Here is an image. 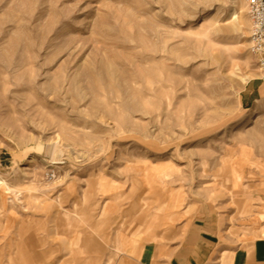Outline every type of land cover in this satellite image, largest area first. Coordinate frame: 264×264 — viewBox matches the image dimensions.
I'll return each instance as SVG.
<instances>
[{"label":"rangeland","instance_id":"374dc122","mask_svg":"<svg viewBox=\"0 0 264 264\" xmlns=\"http://www.w3.org/2000/svg\"><path fill=\"white\" fill-rule=\"evenodd\" d=\"M262 78L246 0H0V264H139L203 222L222 264L264 228Z\"/></svg>","mask_w":264,"mask_h":264},{"label":"crops","instance_id":"0c3cea01","mask_svg":"<svg viewBox=\"0 0 264 264\" xmlns=\"http://www.w3.org/2000/svg\"><path fill=\"white\" fill-rule=\"evenodd\" d=\"M262 79L264 81V78ZM240 174L243 177V168ZM244 186L241 180L230 188L235 192L247 193ZM242 200L243 203L250 204L252 198L245 197ZM152 225L153 223L148 227ZM209 228L211 227L204 222L198 225L189 223L187 232L181 239L165 243L145 242L139 251L138 262L139 264H204L212 258V249L218 244V240L212 237L215 232ZM259 235L233 248H221L218 256L222 264H264V228L260 229ZM106 264H110V258L107 259Z\"/></svg>","mask_w":264,"mask_h":264},{"label":"built area","instance_id":"2783aa9c","mask_svg":"<svg viewBox=\"0 0 264 264\" xmlns=\"http://www.w3.org/2000/svg\"><path fill=\"white\" fill-rule=\"evenodd\" d=\"M246 11L250 21L252 51L264 77V0H246Z\"/></svg>","mask_w":264,"mask_h":264},{"label":"bare ground","instance_id":"6f19581e","mask_svg":"<svg viewBox=\"0 0 264 264\" xmlns=\"http://www.w3.org/2000/svg\"><path fill=\"white\" fill-rule=\"evenodd\" d=\"M232 159H233V157H232ZM41 161L45 162L49 165H54V164H58L61 162L60 158L58 156H56V154L54 152L42 155ZM225 164H226L227 169H228V174L232 177V179L235 182L239 183L241 181V178H242L241 174H240L242 171L240 163L235 162V161L233 162V161L226 159Z\"/></svg>","mask_w":264,"mask_h":264}]
</instances>
